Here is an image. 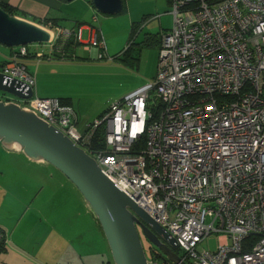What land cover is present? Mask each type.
Returning a JSON list of instances; mask_svg holds the SVG:
<instances>
[{
    "label": "built area",
    "instance_id": "obj_1",
    "mask_svg": "<svg viewBox=\"0 0 264 264\" xmlns=\"http://www.w3.org/2000/svg\"><path fill=\"white\" fill-rule=\"evenodd\" d=\"M168 2L172 26L160 33L155 77L83 131L57 99L33 92L3 101L32 111L89 155L174 239L186 264H264V0ZM89 31L105 59L102 34ZM25 55L17 48L0 72L25 86L24 95L35 85L20 62ZM211 236L216 249L199 250Z\"/></svg>",
    "mask_w": 264,
    "mask_h": 264
},
{
    "label": "crops",
    "instance_id": "obj_2",
    "mask_svg": "<svg viewBox=\"0 0 264 264\" xmlns=\"http://www.w3.org/2000/svg\"><path fill=\"white\" fill-rule=\"evenodd\" d=\"M165 1L169 7L168 0ZM0 3L16 11L18 14L14 17L52 34L50 45L56 39L55 32L58 33L59 44L54 50L58 56L47 57L46 60H57L67 63L64 65L73 66L85 63L82 61H87L86 59L80 61L75 56V49L82 44V50L89 53L91 59L98 62L111 61L108 56L98 60V47L89 44L90 40L83 43L75 39L78 30H81V35L83 31H87L88 36L91 29L100 32L96 27L85 23L86 17L91 13L92 24L98 20L94 15L97 11L90 0H0ZM150 20L144 17L140 21L135 37L140 35L141 26ZM62 21L66 23L62 24ZM133 24L139 23L131 24L130 34ZM159 28V33H148L142 39L144 41L147 36L155 35V41L148 48H155L158 52L160 33L164 31L161 23ZM71 38L74 43L66 50L65 46ZM6 56L0 61H5L9 55ZM35 58L38 61L45 60L41 53H36ZM29 60L32 59L23 57L20 62L26 67V61ZM138 65L139 63L137 68ZM26 71L33 75L27 67ZM35 89L37 92L41 91L38 75L33 88L34 94ZM53 98L46 95L39 99ZM70 107L73 108L72 100ZM76 117L79 127L80 117L77 114ZM86 125L81 126L82 131ZM0 164V234L4 236V241L0 243V264H112L99 224L79 192L59 171L45 163L30 161L18 150L0 149Z\"/></svg>",
    "mask_w": 264,
    "mask_h": 264
},
{
    "label": "water",
    "instance_id": "obj_3",
    "mask_svg": "<svg viewBox=\"0 0 264 264\" xmlns=\"http://www.w3.org/2000/svg\"><path fill=\"white\" fill-rule=\"evenodd\" d=\"M90 3L103 15H117L123 10V0ZM50 42L48 31L0 8V45L13 49ZM20 88L18 81L0 73L1 92L15 99H31L33 89L28 88L24 95L25 86L22 91ZM0 144L7 151H20L32 162L53 167L75 187L101 228L112 264H148L143 238L169 263L186 264L175 252L174 239L160 225L116 187L89 155L32 111L13 101L0 100Z\"/></svg>",
    "mask_w": 264,
    "mask_h": 264
},
{
    "label": "rangeland",
    "instance_id": "obj_4",
    "mask_svg": "<svg viewBox=\"0 0 264 264\" xmlns=\"http://www.w3.org/2000/svg\"><path fill=\"white\" fill-rule=\"evenodd\" d=\"M124 11L114 15H103L94 12L98 17L97 23L92 24L93 14H88L86 24H90L100 30L104 44L106 46L107 56L117 57L129 46L130 29L132 23H140L147 17L151 19L147 24L141 26L140 35L133 39L135 48L141 44L143 37L148 34L160 32L161 23L164 31L170 30L172 26V17L169 14L170 8L165 0H123ZM66 23L62 21V24ZM55 30V27L52 28ZM55 32V31H54ZM57 38L59 35L56 33ZM81 42L88 41L87 31H83ZM59 43L30 44L25 46L29 54L41 53L45 57L53 58L58 55L54 50ZM84 45L75 49V56L85 63L73 65H64L65 62L57 60H32L26 61V67L35 75L41 86V91L35 89V97L42 96L54 97L53 99L72 100L75 114L79 118L78 130L81 126L92 124L96 119H100L107 108L117 99L138 88L139 85L147 84L153 80L156 74L158 62V50L155 48H143L141 50L138 68L126 66L121 61H95L91 59L90 54L84 52ZM18 48V47H17ZM17 48H13L17 50ZM10 49L0 45V59L9 55ZM55 59V58H54ZM38 66V67H37ZM67 67V68H65ZM76 67V68H75ZM14 100L10 94L0 91V100ZM86 125V126H87ZM0 149H4L0 144ZM2 169V164H0ZM72 185V184H71ZM143 248L146 258L151 259L149 243L143 238ZM217 246V238L210 237L200 247L199 250L213 252ZM178 255L180 249H176ZM179 256V257H180Z\"/></svg>",
    "mask_w": 264,
    "mask_h": 264
},
{
    "label": "trees",
    "instance_id": "obj_5",
    "mask_svg": "<svg viewBox=\"0 0 264 264\" xmlns=\"http://www.w3.org/2000/svg\"><path fill=\"white\" fill-rule=\"evenodd\" d=\"M124 2V1H123ZM0 8L6 12L7 14L11 15V16H16L18 13L16 11H14L13 9H11L9 6H7L6 4H3V3H0ZM124 3H123V10L122 12L124 11ZM144 21V20H143ZM53 26H51L52 28ZM140 27V23L135 25L133 24L132 25V34H130V37H129V46L125 49V51H123L120 55H117V57H114L113 61H121L123 62L126 66H129V67H137V64L139 63V60H140V54H141V50L145 47V48H148L151 46L152 42L155 41L156 39V36L155 35H150V36H147L145 38V40L141 43V44H138V48H135V44L133 42V39L135 37V32L136 30ZM54 43H59V40H58V37L54 40ZM74 43V40L69 39L65 48L66 50L68 48H70V46ZM64 48V50H65ZM10 49V53H9V57L5 60V61H0V72L3 68L4 65L7 64V62L13 57V54L15 52L14 49ZM26 49V55L24 58L26 59H33L35 58V54H29L28 51H27V48L25 47ZM60 56V54H59ZM42 57H44L42 55ZM47 58V57H45ZM61 58V57H59ZM62 59H63V56H62ZM80 61H82V59H80ZM24 64V63H23ZM34 91V90H33ZM35 95V94H34ZM59 104L61 106H69L70 107V100L68 99H57ZM104 114V113H103ZM104 133H105V128L104 126H99L94 135H93V141H94V145H100L102 144L103 140H104ZM144 144V137H142L139 142L136 144V146L132 149V152H135V150H137L140 146H142ZM150 249V252H151V256L159 261H162L166 264H171L169 263L163 256H161V254L154 248L152 247H149ZM177 254V253H176ZM182 254V253H181ZM178 255V254H177ZM180 256V255H178ZM151 257V258H152ZM180 257H183L182 255Z\"/></svg>",
    "mask_w": 264,
    "mask_h": 264
},
{
    "label": "bare ground",
    "instance_id": "obj_6",
    "mask_svg": "<svg viewBox=\"0 0 264 264\" xmlns=\"http://www.w3.org/2000/svg\"><path fill=\"white\" fill-rule=\"evenodd\" d=\"M52 35V34H51ZM13 147H17V148H19L18 146H16V145H14Z\"/></svg>",
    "mask_w": 264,
    "mask_h": 264
},
{
    "label": "flooded vegetation",
    "instance_id": "obj_7",
    "mask_svg": "<svg viewBox=\"0 0 264 264\" xmlns=\"http://www.w3.org/2000/svg\"><path fill=\"white\" fill-rule=\"evenodd\" d=\"M142 239V238H141ZM143 240V239H142Z\"/></svg>",
    "mask_w": 264,
    "mask_h": 264
}]
</instances>
